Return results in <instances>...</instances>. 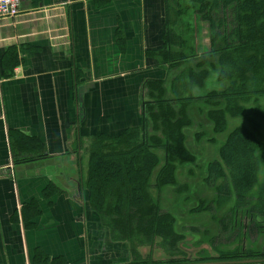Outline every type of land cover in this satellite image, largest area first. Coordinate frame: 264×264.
Returning a JSON list of instances; mask_svg holds the SVG:
<instances>
[{
	"label": "crops",
	"instance_id": "crops-1",
	"mask_svg": "<svg viewBox=\"0 0 264 264\" xmlns=\"http://www.w3.org/2000/svg\"><path fill=\"white\" fill-rule=\"evenodd\" d=\"M167 6L21 0L16 18L0 19V264L131 263L128 244L111 238L81 182L92 138L138 126L142 84L173 78L156 54ZM206 37L201 26L198 52ZM14 134L36 139L43 157L19 163L31 156L14 159Z\"/></svg>",
	"mask_w": 264,
	"mask_h": 264
},
{
	"label": "trees",
	"instance_id": "trees-1",
	"mask_svg": "<svg viewBox=\"0 0 264 264\" xmlns=\"http://www.w3.org/2000/svg\"><path fill=\"white\" fill-rule=\"evenodd\" d=\"M190 11L191 22L185 20ZM165 26L157 65L176 70L175 75L169 84L165 80L142 84L138 126L113 137L92 138L81 182L88 206L111 238L128 244L130 264H151L139 259L137 247L151 248L156 239L167 244V253H177L175 216L163 209L162 199L166 190L177 196L189 192L177 173L196 161L185 141L187 130L197 125L208 126L215 136L224 135L218 159L207 164L204 184L215 192V200L219 195L233 198L227 214L233 230H240L234 222L237 212L248 219L244 234L250 240L258 235L264 239V0H189L185 7L175 1L166 8ZM201 26L208 48L198 52ZM212 77L225 87L194 94ZM235 119L243 124L228 130L229 120ZM15 136L10 143L14 159L25 152L31 156L19 163L43 157V146L36 139ZM208 203L203 211H208ZM228 256L263 259L264 246L260 252Z\"/></svg>",
	"mask_w": 264,
	"mask_h": 264
},
{
	"label": "rangeland",
	"instance_id": "rangeland-1",
	"mask_svg": "<svg viewBox=\"0 0 264 264\" xmlns=\"http://www.w3.org/2000/svg\"><path fill=\"white\" fill-rule=\"evenodd\" d=\"M175 1L178 2L181 7H185V4L189 2V0H168V4L174 5ZM191 18L192 15L190 11L185 16V20L187 19L191 22ZM168 72H170L169 77H171V75H175L176 70L175 72L173 70ZM212 89H222V84H216L214 77L207 80L205 88L202 91L193 92L198 95L199 93L204 94ZM246 110H248V107ZM190 111L191 118L197 123L199 120L195 113V109L191 108ZM241 124H243L241 119L229 120L228 130ZM223 140L224 135L215 136L208 126L199 127L197 125L187 130L185 144L196 157V161L193 165H186L184 168L180 169L177 176L179 181L187 182L189 185V192L184 196H177L171 189L166 190L163 195L164 199H162L163 209L175 216L174 230L179 237V241L176 242L177 253H167V244L162 243L160 239H156L151 248L148 246L137 247L138 251L141 250V252H139L140 255L138 254L140 257L139 259L148 261L151 264H167L166 262L168 261H171V264H209L218 262L264 264V258L226 259L229 257V254H236L239 251L242 253L249 251L260 252V249L262 250L264 246V239L258 235L250 240L248 233L244 234L243 231L244 226L245 228L249 226L248 219L242 218L237 212L234 214V222L240 225V230H233L231 227L232 221H230V216L227 215L231 206L234 205L233 198L219 195L215 200V192L208 188L203 182L206 176L207 164L218 159L217 148ZM188 170H190V174L187 173ZM218 184L220 183L218 182ZM199 200H203L205 203L209 202L208 204L210 205L206 207L209 212L207 210H202L204 202L200 205ZM212 201L214 202V207ZM222 227H224V229ZM237 246L239 248H237ZM152 256H155L154 258L156 259H165V261H153L151 259ZM219 256H222L224 259L219 260ZM201 259H204L203 262L199 261Z\"/></svg>",
	"mask_w": 264,
	"mask_h": 264
},
{
	"label": "built area",
	"instance_id": "built-area-1",
	"mask_svg": "<svg viewBox=\"0 0 264 264\" xmlns=\"http://www.w3.org/2000/svg\"><path fill=\"white\" fill-rule=\"evenodd\" d=\"M21 0H0V19H13L19 14Z\"/></svg>",
	"mask_w": 264,
	"mask_h": 264
},
{
	"label": "water",
	"instance_id": "water-1",
	"mask_svg": "<svg viewBox=\"0 0 264 264\" xmlns=\"http://www.w3.org/2000/svg\"><path fill=\"white\" fill-rule=\"evenodd\" d=\"M251 263V262H250Z\"/></svg>",
	"mask_w": 264,
	"mask_h": 264
}]
</instances>
